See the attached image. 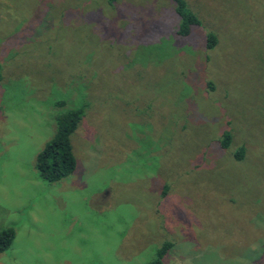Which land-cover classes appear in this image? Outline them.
<instances>
[{
	"label": "rangeland",
	"instance_id": "rangeland-1",
	"mask_svg": "<svg viewBox=\"0 0 264 264\" xmlns=\"http://www.w3.org/2000/svg\"><path fill=\"white\" fill-rule=\"evenodd\" d=\"M184 1L186 36L173 0H0V264H264V0Z\"/></svg>",
	"mask_w": 264,
	"mask_h": 264
},
{
	"label": "trees",
	"instance_id": "trees-1",
	"mask_svg": "<svg viewBox=\"0 0 264 264\" xmlns=\"http://www.w3.org/2000/svg\"><path fill=\"white\" fill-rule=\"evenodd\" d=\"M115 0H108L113 3ZM176 4L175 10L179 15L180 22L177 26V34L186 36L190 33L191 27L199 24L197 16L187 8L184 0H173ZM216 38L209 33L206 39V46L212 48ZM62 103V102H61ZM83 114L82 107L68 109L55 118V133L44 144L35 157V168L39 176L48 181H58L75 170L76 160L73 153L70 135L77 128ZM231 141V133L224 131L220 143L222 147H228ZM243 149L236 151V158L242 156ZM15 231L12 227L0 229V253L4 252L12 243ZM171 244L166 242L155 251V257L147 264H162L164 255Z\"/></svg>",
	"mask_w": 264,
	"mask_h": 264
}]
</instances>
